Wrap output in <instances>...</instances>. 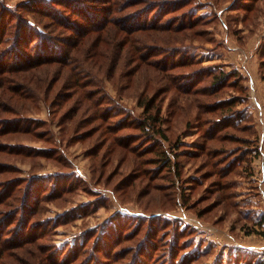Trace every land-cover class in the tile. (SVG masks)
<instances>
[{"label":"rangeland","instance_id":"374dc122","mask_svg":"<svg viewBox=\"0 0 264 264\" xmlns=\"http://www.w3.org/2000/svg\"><path fill=\"white\" fill-rule=\"evenodd\" d=\"M1 1H4V4L8 6H13V10H8L5 14L7 17L0 20V26L4 25V29L8 30L4 36H0V79L6 75L10 76V72L2 73L3 68L27 61L32 54L35 55L34 52L37 49L36 46H33L34 40L31 41L32 35L35 33L28 37L24 33V40L20 38V42L13 41L15 39L14 31L18 26L17 16L14 17V14L19 15V12L24 17L31 19L35 26L43 28L48 33L47 35L63 40L61 41L64 46L62 55L69 52L71 56L74 54L79 59V62H76L73 57L69 62H45L36 67L17 70L12 73L13 82H6L4 86H0V117L21 116L14 122H9V126L13 127L12 130L0 135V185L6 181L15 180L13 187L9 188L10 190L18 189L17 193L20 195L25 190H29L28 193L31 195L33 193L30 199L31 207L37 208L38 211L31 215L33 217L31 221H41L47 217L49 219L57 218L41 225V227H36V232H44V237L39 238L34 246L26 244L25 247L19 248L17 251H21L25 258H29L26 250L34 249V247L37 249V245L40 243L45 245L55 243L58 246H63L65 243L81 242L88 228L99 227L112 214L119 213L118 218L121 216L138 217L136 215L140 214L142 217L150 216L154 219H151V223L149 222L150 228L154 230L161 227L165 231L179 236V242L183 245L182 250L187 251L184 261L188 264H235L237 256L264 257V220L261 221L264 217V0H189L187 4H185L186 0H183V6L180 3L173 5L170 0L169 6L157 5L158 7L154 4L151 6L147 1L138 4L130 1L131 4L125 5L124 10L117 9L109 14L112 20H109L105 24L106 26L91 29L93 31L89 32L88 37L91 38L94 36L109 38L107 43L103 42L100 46L105 52L104 56L99 58L104 59L102 68L95 69L97 73L91 72L89 77L87 75L88 80H91L90 78H93L92 82L97 80L96 87L89 85L88 88L101 90L96 95L100 99L106 97L105 104L101 108L107 107V105L113 107V102H118L120 99L137 114H143L142 107L138 105L139 100L153 97L156 101L151 112H156V107H160V116L163 117L161 124L169 139L177 143L181 138L178 145L179 168L176 171L164 168L161 173H159V169H154L156 164L149 162L150 157L157 155L161 145L147 142L148 139L133 120V117L137 116L134 112L133 117H129V112L115 106V110H107V118L94 119L89 124L79 127L78 130L73 127L75 119L78 117L84 119L93 112L89 110L84 113L85 110L81 109L73 121L66 120L60 123L64 111L75 103L76 94L71 99L63 100L59 106L55 103L57 100L55 97L61 93L72 92L70 77L75 65L86 66L88 62L93 65L94 59L84 53L76 52V48L73 49V45L79 43V38L75 36L76 32L69 31L64 25L55 24L53 18L46 15L45 12H34L30 10L31 7H27L32 4L34 5L32 8L37 6L47 8L43 6L47 5L45 0ZM80 2L82 0L78 1V3ZM85 2L96 6L97 11L103 9L101 13H106L105 9L108 4H105L104 0H86ZM60 5L63 8L64 5ZM147 5H150L145 18L148 21H162L166 25L176 24L178 26L193 23V29L199 34L180 41L178 40L181 38L178 40L175 38L170 44H166L165 41H168L171 36L169 32L148 31L141 35L146 36L149 33L150 35L156 34L158 37L146 36L145 47L140 44L141 50L136 51L132 48L131 52L128 49L131 45L129 42L116 47L114 44L111 45L113 40L125 37V33L119 30L118 18L138 10H144ZM170 9L174 10L170 11ZM64 13L68 18L73 16L71 10L70 13ZM68 38H70V42H65ZM48 39L50 40L49 37ZM178 44L196 49L194 55L200 59H197V62H190L187 66L175 67L168 64L174 59V57L170 59L169 49ZM14 45L16 49H20L17 54L19 58L16 59H14ZM8 48H11L12 52H8L7 55L5 51ZM163 50L166 53L161 52ZM112 52L114 53L109 61V54ZM143 52L147 61L140 60L139 55ZM153 52L155 54L151 55ZM180 54L183 57L184 53ZM191 54L193 55V50ZM175 60H178V57L175 56ZM13 61L14 63L11 64ZM163 63L168 64L167 72L160 68ZM98 64L99 62L96 65ZM106 64L108 67L114 65L116 69L112 71L104 67ZM206 65L217 66L218 70L216 71H220L221 68L228 72L239 70V84L248 86V90L245 91L247 97L239 99L240 91L228 86L219 92L209 93L220 86H211L212 78L207 72L204 80L200 78L205 75L200 68ZM86 70L88 71V69ZM164 73H167L166 77H162ZM194 73H198L197 76H194ZM231 75L232 73L225 77L224 83L234 79ZM182 76L185 77L182 78ZM169 79L172 80L170 88L167 86V83H170ZM179 82L184 83L185 87L179 86ZM21 84L26 88H23L22 93H19L18 96L14 94V87ZM191 85L199 89L197 96L192 93L186 95L178 90L179 88L186 89ZM185 89L183 90L185 91ZM31 91V94L36 92V101L28 98ZM232 97L238 98L234 107L240 109L238 114L240 113L241 116L237 123L249 124L251 127H248V131L250 132L235 131L228 127H222L221 131L249 134L252 137L256 131V135L260 137L262 150L260 155L255 156L251 162L252 167L249 166L248 169L242 170L238 165L235 168L234 177L238 182V185L233 188L236 195L235 201L243 200L240 202L239 208L213 204L214 200L220 197L218 192L213 193V189H211L215 180L217 181L221 177L218 174V167L212 166V164L206 165L208 158L205 155L196 157L183 151L188 148L196 149L195 146L192 147L195 141L203 143L204 138L201 134L213 126L211 117H218L230 112L225 109L223 114H219L222 109L218 110L217 105L215 106L216 112H208L212 107L206 106V103ZM111 100L112 102H109ZM121 111L123 112L121 113ZM247 117L248 119H246ZM119 119L120 124L117 127L122 126V128L117 133L102 135L103 129L108 124L116 125ZM17 126L19 128H16ZM89 128L95 132L91 137L83 140L76 138L77 133L87 131ZM218 128L220 127H211L208 133L214 132ZM246 129L244 128V130ZM224 133L222 137L228 136ZM113 138L122 140L129 149H124L114 143V153L108 152L102 156L114 142ZM97 140L106 143L99 149L96 156L87 155L89 148ZM172 142L167 140L166 144L169 145ZM15 143L17 145L13 146L12 144ZM240 143L230 138L224 139L217 145L228 147L227 152L232 156L231 150L238 149ZM21 144L26 145L19 147L18 145ZM57 144L60 147L59 150L53 148ZM149 144V148H145ZM52 148L55 149L53 152ZM141 153L144 155L139 156ZM142 161L149 162L146 166H142L148 169L145 172L140 169ZM135 166L140 170L134 169ZM61 170L70 172V174L75 172L81 181L77 180L72 185L73 182L70 179L63 180L64 184L67 181L68 187L62 185L61 191L56 188L55 192L49 195L47 194L51 189L44 187V180L39 181L38 178L28 184L27 177L33 173H51ZM251 171L256 177L252 181L248 177ZM134 173H141L136 180L135 187L129 186L128 191H118L116 183L124 176ZM226 179L224 178V180ZM17 182L19 184L16 186ZM91 188L96 189L93 191H97L98 194L91 191ZM140 191L141 193L144 191L145 194L140 196ZM124 192H127V195ZM148 193L150 194L146 195ZM5 194L6 189L0 197H5ZM46 195L47 197H45ZM211 195L212 197H210ZM92 198H97L95 203H92L94 201ZM17 202L21 203L20 197L13 205H11V201L1 204L0 213L3 210L11 209ZM215 202L217 201L215 200ZM80 204L83 206L78 209L79 213H76V208ZM93 204L94 206L91 208ZM158 214L161 216H155ZM163 217L165 220L167 218L174 219L176 225L164 222ZM11 218L17 220L15 216H11ZM133 222L136 225L138 221L133 219ZM142 224L144 228L147 227V220ZM190 225L195 228H193L192 235L189 234L191 229L185 228ZM181 227L185 228L184 231ZM251 229H255V231ZM143 233L141 232V234ZM162 233L163 230L160 231V234ZM128 242L130 241H123L118 249L121 250L122 246L128 245ZM190 252L198 257L196 261L188 259L191 258ZM202 252L205 255H200ZM244 257L239 264H244L243 261L246 259ZM150 258L151 264L159 262L158 255L154 254ZM125 261L126 259H121L113 264H123ZM9 262L20 264L15 258L10 259ZM104 264L106 263L104 262Z\"/></svg>","mask_w":264,"mask_h":264},{"label":"trees","instance_id":"16d2710c","mask_svg":"<svg viewBox=\"0 0 264 264\" xmlns=\"http://www.w3.org/2000/svg\"><path fill=\"white\" fill-rule=\"evenodd\" d=\"M47 5H43L47 8H39V6L34 7V5L30 4L27 7H31L30 10H33L34 12H45L46 15H50L55 24L57 23L58 25H64L65 27L68 28L69 31L73 30L75 33V36L79 38V43H75L73 45V49L76 48V52L84 53L86 56L88 55L92 59H94L93 65L92 63H87L86 66L83 65H75L73 67L72 73H71V87H72V92L69 94H64L61 93L57 97H55L56 104H61L63 100L66 99H71L73 98V95L76 94L75 97V103L73 106H70V108H67L64 113L62 114L60 118V123H63L64 121H70L74 119V117L79 113L78 111L81 109H84V113L88 112L89 110L93 111L90 113L87 117L84 119H80L79 117L75 119V122L73 124L74 128H79L81 126H85L89 124L90 121L94 119H105L107 118V110H115V106H119L123 108V110L129 112V117H133V112L137 115L133 117L134 122L136 123L137 127L141 130L142 134L145 136V138L148 139L147 142L149 143H155L161 145L159 147V150L157 151V155L150 157L149 162L156 164L154 169H159V173L164 170V168H167L169 171H176L179 168V150H178V145L179 142L181 141V138L178 139L177 143L172 142L171 139H169V136L165 132L164 127L162 126L161 122L163 117L161 118L160 113L161 109L159 106L156 107V112H151V109L154 108L155 106V101L153 97L147 98V99H140L139 100V106L142 107V113L143 114H137L133 109L129 108L128 104L123 103L118 99L119 101L116 102L114 101L113 107H109L111 105H107V107H102L104 103V99L106 97H103L100 99L96 95L101 92V90H96L93 88H88L89 85H93L94 87L97 86L96 82L97 80L94 81L93 78H90L91 80H88V77L91 72L97 73L95 69L99 70V67L102 68L103 66V60L104 59H99L101 56H104L105 52L103 48H100L101 43H107V39H109L107 36L106 37H88L90 34L89 32L93 31L91 29H98L103 26H106L105 24L108 23L109 20H112V17H109L110 13L115 12V10H124L126 7L125 5L131 4L132 3H143L144 1H147L154 6H169V1L170 0H104L105 4H108L107 9H105V14L101 13L103 12V9H100L99 11L98 8L94 5H89L86 4V0H82V2L78 3L80 0H45ZM152 1V2H150ZM173 5L180 3L181 6H183V0H172L171 1ZM189 0H186L185 4H187ZM36 3V1H35ZM63 4V8H61V5ZM147 4V3H146ZM150 5H147V7L144 10H138L136 12H132L128 15H125L124 17L118 18V21L120 22V28L119 30H122L123 33H125V37L122 39L118 40H113V43L111 45H117L120 46L124 45L125 43L129 42L131 45L128 47L129 51L131 52V49L141 50L139 47L140 44H143L145 47L146 41L148 37H154L157 36L155 35H150L149 33L146 34V36L141 35V33H145L148 31H167L170 33V39L168 41H165L166 44H170L172 42V39L179 38L178 41L180 40H185L184 38H192L194 35L199 34V32L195 31L194 24L189 23V24H182V25H166L165 22H157V21H148L145 19L147 17L146 11L150 7ZM158 5V6H157ZM42 6V5H41ZM0 20H3L5 14L11 10H13V6H8L7 4H4V1L0 0ZM177 7V6H176ZM161 8V7H160ZM73 14L71 18L66 17V14L64 12H68ZM173 11L174 9H170V11ZM14 12H19V11H14ZM75 14V15H74ZM17 16V27L16 30L14 31V42H20V38L24 40L25 35L27 37L29 35H32V40L33 41V46H36V52L30 56V58L27 59L25 62H19L16 63L15 65H10L9 67H5L2 70V73L5 74L7 72H10V76L6 75L3 78L0 79V86H4L6 82H13L12 78L13 75L12 73L17 71V70H25L28 69V67H36L38 65H42V63L45 62H52V61H72L73 57L76 62H79V59L73 54L71 56V53L65 52V55L63 53V43L60 38H55L54 36L47 35L48 33L42 28H39L38 26H35L31 19L24 17L21 15L19 12V15H15L14 17ZM70 19V20H69ZM1 24V23H0ZM24 24L25 26H23ZM2 28V29H1ZM5 26H0L1 33L0 36H4L6 34V29H4ZM25 29V30H24ZM98 31V30H95ZM118 31V30H117ZM25 33V35H24ZM37 38H34L36 37ZM50 38V40L48 39ZM158 37V36H157ZM38 39V40H37ZM70 38H68L65 42H70ZM81 40V41H80ZM30 41V42H31ZM171 46V45H168ZM14 48V59L19 58L18 52L20 49H16V46H13ZM193 50V55L191 54ZM194 49L193 47L190 46H183L178 44L175 45V47H171L169 49V55L174 57L172 59L171 65L176 66H187L190 64V62H197V59H200L199 57L197 58L194 55ZM6 54L8 55V52H12L11 48H8L6 51ZM4 52V53H5ZM166 53L164 50L161 51ZM191 52V53H190ZM114 52L109 54V61L112 59V54ZM174 53V55H173ZM180 53H184L183 57H181ZM155 53H151V55H154ZM145 53H141L140 60H146L144 58ZM190 55V56H189ZM33 56V57H32ZM175 56L178 57V60H175ZM72 58V59H71ZM13 56L10 58L12 61ZM71 59V60H70ZM9 60V61H10ZM99 62L98 65H96ZM10 63V62H9ZM11 62V64H13ZM177 63V64H176ZM168 64H161L160 68L164 70V72H167L168 69ZM97 66V68H95ZM108 69H111L114 71L116 67L113 65V67H108L104 66ZM88 69V71L86 70ZM201 71L205 73L202 78L203 80L206 77V72L209 74L212 78V81L210 82L212 87L215 86H220L217 89H213L209 93H215L221 91L223 88L232 87L235 90L237 89L240 91L238 98L242 99L243 97H247L246 90H248V86H243L242 84H239L238 80V75H239V70L235 69L232 72H228L227 70L225 71L224 68H221L220 71L218 70L217 66H210L206 65L205 67L200 68ZM193 73V72H191ZM231 77L234 79H231L230 81H227L224 83V80L226 79L227 75L231 74ZM164 73L162 77H166ZM198 73H194V76H197ZM88 75V77H87ZM185 76H182L184 78ZM186 79V78H185ZM201 79V80H202ZM171 81L169 79L167 83V86L170 88L171 86ZM179 86L185 87L184 83H178ZM26 88L25 85L21 84L18 87H14V94L19 96V93H22V89ZM179 88V87H178ZM98 89V88H97ZM185 89V88H183ZM183 89H178L179 92H184L186 95H191L194 94L197 96V92H199V89H196L195 87L187 86L185 91ZM224 92V91H223ZM243 92V93H242ZM32 91L29 93L28 98L30 97L31 99H34L35 101L37 100L36 98V92L31 94ZM246 94V95H242ZM232 97L228 99H221V100H213V101H208L206 103V106H210L208 112H216V108L218 110L222 111L219 113L221 114L223 110L226 109L229 110L230 112H226L224 115L221 116H216V117H211L213 126H210L206 131H204L203 134H201L202 138H204V141L202 144L198 143V141H195V143L192 145L196 147V149L190 150H183L187 154H190L191 156H207L208 160L206 161V165L212 164V166H217L218 167V174L221 176L217 181L215 180V184L211 186V189L213 193L218 192V197L215 199L217 202L213 204H224L225 207H240V202L243 200L235 201V193L234 189L235 185H238V182L235 181L234 177V171L235 168L238 167V165L241 167L242 170L248 169V167L251 166V162L253 161L255 156H259L260 153L262 152L261 146H260V137L259 135L255 134L252 136L248 135H243V134H236L232 132H223L222 127H228L232 128V130H239L243 132H250L248 131V127H251L249 124H240L237 123L238 119H240V116L238 112L240 111L239 108L235 109V105L238 102V98ZM219 99V98H218ZM109 102H112L109 101ZM223 103V104H221ZM217 107L215 108V106ZM223 107V108H222ZM28 111V110H26ZM123 111H121L122 113ZM225 112V111H224ZM223 114V113H222ZM235 115L233 118L232 116ZM19 117L15 118H2L0 117V135L7 133V131L12 130V128L9 126V122H14L17 120V118H21L20 115ZM109 117V115H108ZM137 118V119H135ZM248 119V117L246 118ZM132 120V121H133ZM118 123L115 124H108L102 131V135L106 134H111V133H117L122 126H118L120 124V119L117 121ZM204 123V121H203ZM204 125H206L204 123ZM240 125V126H239ZM244 125V126H242ZM214 126H219L218 130L214 132L208 133V130L211 127ZM243 127V128H241ZM16 128H19L18 126ZM21 128V127H20ZM244 128H247L244 130ZM79 130V129H78ZM94 130L89 128L87 131L77 133V139L83 140V139H88L93 135L95 132ZM223 133L225 137H222ZM252 135V134H251ZM232 139L235 142H241L238 149L231 150L232 156L227 152L228 147L225 145L219 146L217 143L222 142L224 139ZM114 142H112V145H110V148H108L102 156H105V154H108V152L114 153V143H117L119 147H122L124 149H129L128 145L126 146L122 140H119L117 138H113ZM170 140V143L172 144L167 145L166 141ZM61 143V142H60ZM60 143H58L60 145ZM106 142H100V141H95L93 146H91L88 150L87 155H92L96 156L99 153V149L104 146ZM55 145L53 148L60 149L59 145ZM200 144V145H199ZM13 146H16L17 144H12ZM26 144H21L18 145L19 147L25 146ZM12 146V147H13ZM146 146V145H145ZM150 144L147 145L145 148H149ZM51 149L52 152L55 149ZM58 149V150H59ZM62 150V149H61ZM57 152V151H56ZM60 152V151H59ZM144 155L143 153L139 154ZM51 156V155H50ZM61 156V155H59ZM62 157V156H61ZM149 162L142 161L140 165V169H143L144 172L146 171L147 168L142 167L146 166V164H149ZM100 167H102L100 165ZM145 168V169H144ZM97 169V168H94ZM134 169H138L137 166H135ZM138 169V170H140ZM148 170V169H147ZM248 171V170H247ZM136 173V172H135ZM130 174L129 176H124L120 181L116 183V189L123 190V191H128L129 186L135 187L136 185V180L140 176L141 173L139 174ZM216 173V172H215ZM74 174V175H73ZM233 174V175H232ZM247 175V174H246ZM65 176V177H64ZM250 181L255 180L256 177L254 173L251 171L250 172ZM39 178V179H38ZM152 178V177H151ZM224 178H227L224 180ZM15 179V178H14ZM38 179L39 181L44 180V187L50 188L51 191L47 194L54 193L56 188L60 189L61 191L63 189L62 185L67 186V181L64 184L63 180L70 179L71 182H73L72 185L78 180L81 181L79 176L75 173L72 172H63L61 171H55V172H46V173H33L30 176L27 177L28 184L31 183V181ZM26 180V184H27ZM46 180V181H45ZM13 181L15 180H9L2 185H0V195L4 192L6 189V194L5 197L3 198L0 197V205L3 203H9L11 201V205L14 204L15 201L20 197V202L16 205H14L11 209L9 210H3L2 213H0V264H11L10 259L15 258L18 260L20 264H106L110 263L113 264V262L120 261L121 259H126V261L123 264H151L149 259L152 257L154 254L158 255V260L159 262L157 264H188L186 261H184V255L187 254V251L182 250L183 245L181 242H179L180 237L176 236V234H171L170 231H165L160 227V229H154L149 227V224L152 222V217L150 216L147 217H142V215H136L138 217H130V216H120L119 213H114L112 214L104 223H102L99 227L95 226L92 228H88V230L85 231L84 239L81 242L78 243H65L63 246H58L55 243H50L48 245L41 244L37 245L38 246V251L37 249H30L26 250V252L29 254V258H25L22 255L21 251H17L19 248L25 247L26 244L34 246L36 242L38 241L39 238L44 237V232H36V227H41L43 224H47L50 221H53L57 219L56 217L54 219H47L45 220H33L31 215L35 211H38L37 208H34L33 206L31 207V202L30 199L32 198L31 193H28V191H24L23 193L18 194L17 190L12 189L10 190V187H13ZM19 184V182L16 183ZM61 184V185H58ZM64 186V188H65ZM15 187V186H14ZM57 189V190H58ZM91 191L96 190L94 188L90 189ZM47 189L45 190V192ZM88 191V190H87ZM98 194L97 191H93ZM127 195V192H124ZM130 193V192H129ZM140 196L144 195L145 192L141 191L139 192ZM150 193L146 194L149 195ZM47 195L45 197H47ZM139 196V195H138ZM99 197V196H98ZM212 197V195L210 196ZM95 199L97 198H92L94 200L92 203H95ZM210 204V205H213ZM81 205V204H80ZM78 205L76 208V213L78 212V209H81L83 204L80 206ZM209 205V207H210ZM244 205V204H241ZM94 206V204L91 206V208ZM200 212V211H199ZM68 213V212H66ZM75 213V215H76ZM79 213V212H78ZM65 214V213H63ZM11 216H15V218H11ZM31 216V217H30ZM157 217H160L161 214L155 215ZM64 217V216H63ZM75 217V216H74ZM154 217V216H153ZM146 218V219H142ZM133 219L136 222V225L133 224ZM152 219V220H151ZM164 219V217L162 218ZM147 220V227H143L142 222H145ZM264 220V217H262V220ZM132 222L130 225L129 223ZM150 222V223H149ZM164 222H168L171 224H174V219L170 220V218H167L166 220L164 219ZM8 227V225H10ZM168 225V224H166ZM130 226V227H128ZM188 227V228H187ZM186 229H191V233L193 234V228L190 226H186ZM185 228L181 229L184 231ZM9 229V230H8ZM195 229V228H194ZM163 230V233L160 234V231ZM170 230V229H168ZM252 231H255V229H251ZM250 230V231H251ZM188 231V230H187ZM248 231V232H250ZM141 232L143 234H141ZM141 234V235H140ZM171 241H170V240ZM123 241H130L127 244L122 246V249L119 250L118 247L122 245ZM162 248V249H160ZM158 252V253H156ZM86 255V256H85ZM200 255H205V253H201ZM83 256V257H82ZM191 258H188L192 261L197 260V256L193 255L190 252ZM188 256V257H189ZM244 256H237V260H235V264H239L241 259H243ZM246 258V257H244ZM157 260V261H158ZM189 260V261H190ZM156 261V262H157ZM244 264H264V257H251V258H246L245 261H243Z\"/></svg>","mask_w":264,"mask_h":264}]
</instances>
